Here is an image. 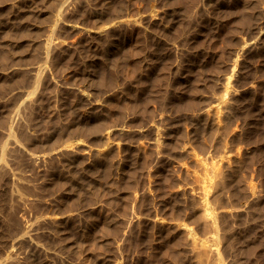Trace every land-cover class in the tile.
<instances>
[{
    "label": "rangeland",
    "instance_id": "374dc122",
    "mask_svg": "<svg viewBox=\"0 0 264 264\" xmlns=\"http://www.w3.org/2000/svg\"><path fill=\"white\" fill-rule=\"evenodd\" d=\"M0 264H264V0H0Z\"/></svg>",
    "mask_w": 264,
    "mask_h": 264
}]
</instances>
